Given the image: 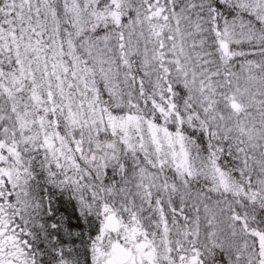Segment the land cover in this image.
Listing matches in <instances>:
<instances>
[{"label": "snow or ice", "instance_id": "6c2138e0", "mask_svg": "<svg viewBox=\"0 0 264 264\" xmlns=\"http://www.w3.org/2000/svg\"><path fill=\"white\" fill-rule=\"evenodd\" d=\"M0 264H264V0H0Z\"/></svg>", "mask_w": 264, "mask_h": 264}]
</instances>
